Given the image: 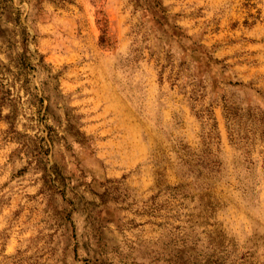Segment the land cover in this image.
I'll return each mask as SVG.
<instances>
[{"label": "rangeland", "instance_id": "obj_1", "mask_svg": "<svg viewBox=\"0 0 264 264\" xmlns=\"http://www.w3.org/2000/svg\"><path fill=\"white\" fill-rule=\"evenodd\" d=\"M0 264H264V0H0Z\"/></svg>", "mask_w": 264, "mask_h": 264}, {"label": "crops", "instance_id": "obj_2", "mask_svg": "<svg viewBox=\"0 0 264 264\" xmlns=\"http://www.w3.org/2000/svg\"><path fill=\"white\" fill-rule=\"evenodd\" d=\"M46 5H47V7H49V8H54L51 2H48V1H47V2H46Z\"/></svg>", "mask_w": 264, "mask_h": 264}]
</instances>
